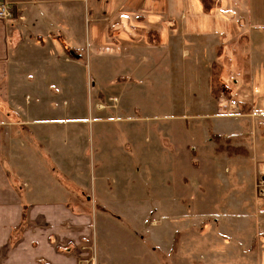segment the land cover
Wrapping results in <instances>:
<instances>
[{
    "label": "rangeland",
    "instance_id": "374dc122",
    "mask_svg": "<svg viewBox=\"0 0 264 264\" xmlns=\"http://www.w3.org/2000/svg\"><path fill=\"white\" fill-rule=\"evenodd\" d=\"M141 3L124 25L79 0L63 71L31 81L62 88H10L58 135L35 158L95 197L78 206L93 215L94 264H264V0ZM20 117L0 108L13 139L29 133ZM228 144L241 155L217 152Z\"/></svg>",
    "mask_w": 264,
    "mask_h": 264
},
{
    "label": "crops",
    "instance_id": "0c3cea01",
    "mask_svg": "<svg viewBox=\"0 0 264 264\" xmlns=\"http://www.w3.org/2000/svg\"><path fill=\"white\" fill-rule=\"evenodd\" d=\"M9 1L14 5V19L0 20V108L21 112L22 124L28 126L29 133L13 139L6 121L0 118V264H94L93 215L78 206L88 205L95 197L79 196L84 190L65 175L61 166L53 163L48 171L39 165L35 154L43 159L46 143L56 141L58 135L44 134L41 122L34 124L13 102L10 92V88H62L57 84L33 86L31 81L52 74L58 78L63 71L62 53H69L72 46L68 14L79 12V0ZM100 1L92 0V6L119 13L124 25L128 4L139 3L136 14L142 12L141 0L117 4L103 0L99 6ZM17 141H22L21 147ZM32 161L53 180L50 190L40 187V175L32 170Z\"/></svg>",
    "mask_w": 264,
    "mask_h": 264
},
{
    "label": "built area",
    "instance_id": "2783aa9c",
    "mask_svg": "<svg viewBox=\"0 0 264 264\" xmlns=\"http://www.w3.org/2000/svg\"><path fill=\"white\" fill-rule=\"evenodd\" d=\"M14 19V5L9 0H0V20L12 21ZM231 105L236 106V102L232 101Z\"/></svg>",
    "mask_w": 264,
    "mask_h": 264
},
{
    "label": "trees",
    "instance_id": "16d2710c",
    "mask_svg": "<svg viewBox=\"0 0 264 264\" xmlns=\"http://www.w3.org/2000/svg\"><path fill=\"white\" fill-rule=\"evenodd\" d=\"M200 2L202 3L203 10H204L205 12H208V11L210 10V8H208V6L206 5V0H200ZM213 81H215V79H212V82H213ZM212 93H213V94H216V92H215L214 89L212 90ZM213 138H214V141H215L216 143L220 141V139H219L218 137H213ZM221 147H222V146H219V147H218L217 152H218V151H221V150H224L228 156H231V155H232V156H233V155H241V154L237 151L238 149H234V148L231 147L229 144L226 145V146H224L222 149H221ZM226 147H229V149H226ZM232 148H233L234 150H232Z\"/></svg>",
    "mask_w": 264,
    "mask_h": 264
},
{
    "label": "bare ground",
    "instance_id": "6f19581e",
    "mask_svg": "<svg viewBox=\"0 0 264 264\" xmlns=\"http://www.w3.org/2000/svg\"><path fill=\"white\" fill-rule=\"evenodd\" d=\"M99 108H100V106H99Z\"/></svg>",
    "mask_w": 264,
    "mask_h": 264
}]
</instances>
